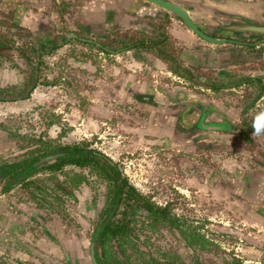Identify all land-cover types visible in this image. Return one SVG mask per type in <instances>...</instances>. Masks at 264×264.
Returning <instances> with one entry per match:
<instances>
[{"label":"rangeland","instance_id":"374dc122","mask_svg":"<svg viewBox=\"0 0 264 264\" xmlns=\"http://www.w3.org/2000/svg\"><path fill=\"white\" fill-rule=\"evenodd\" d=\"M2 19L1 39L9 48L0 56V87L14 85L23 92L31 84H34V88L26 98H18L20 94H16V98L0 100V152L5 153L15 145L23 144L18 138L22 134L46 135L61 143L86 141L90 147L115 161L140 194L153 204L165 206L180 229L203 237L206 242L192 244L193 254L179 252L182 263L264 264V232L259 230L260 221L254 216L248 202L252 186L245 187V195L241 191L236 192L235 185L226 187L216 183L213 186L212 182H207L213 186L209 194H206V188L211 187L207 184L198 190L197 181L190 177L195 172L190 167L192 131L179 128L176 123L175 126L167 124L169 118L173 120L171 115L180 109L171 103V93L180 84L187 89L197 85L229 88L227 85H234L244 76H216L209 72V68L188 67L177 50L179 45L167 41L164 44L174 59L175 75L164 74L158 78L144 71L143 78L146 77L145 80L156 91L146 101L136 96L135 102L132 100L134 90L127 86L129 75L125 67H119L123 62L119 60L116 64L114 60L98 56L96 50L99 49L83 42V38L94 42H107L106 39L80 35V43L70 42L45 54L50 44L63 42L64 37H48L47 43L40 45L44 49L38 51L39 46L36 52L34 39H28L25 31L4 28L3 21L6 20ZM123 33L124 37L132 39L138 36L128 31ZM115 36L119 39L122 37L120 33ZM88 61L102 73L95 91L97 99L92 102L90 97L81 99L80 95H86L83 90L88 94L94 90V80L99 75L95 77L93 73L79 74L77 71L78 64ZM149 79L153 81L149 82ZM237 86L229 92L211 95L219 108L228 109L227 117L232 121L228 131L233 136L227 141L233 146L243 142L239 133L244 129V122L236 120L239 103L253 100V90H249L246 99L243 96L240 101ZM221 102L226 103V107ZM158 129L162 136L157 133ZM249 140L246 147L248 152L252 153L255 145L264 148V138ZM204 148L200 147L198 151L208 152ZM207 159L204 155L198 159L203 167H198L199 174L206 171L204 167ZM210 171L213 169L209 168ZM77 174H82L83 178ZM39 175L44 176L43 173ZM52 176L57 181H64V186L72 192L74 200L60 195L61 201L45 197L49 204L46 207L36 206L31 201L18 203L20 207L27 206L26 209H32V213L43 217L49 230L56 236H53L50 246L47 245L51 248L45 257L33 254L24 261H7L9 264H90L89 235L104 202V183L87 174L86 168L71 165L64 166ZM52 184L47 183L57 193ZM11 193L14 199L22 197L16 187ZM38 233L42 235L40 229ZM143 233L148 235L146 249L151 255L157 258L163 255L160 259L171 261L173 254L178 253L179 246L172 242L165 227L149 230L144 226Z\"/></svg>","mask_w":264,"mask_h":264},{"label":"crops","instance_id":"0c3cea01","mask_svg":"<svg viewBox=\"0 0 264 264\" xmlns=\"http://www.w3.org/2000/svg\"><path fill=\"white\" fill-rule=\"evenodd\" d=\"M168 1L183 7L191 17L200 19L207 18L205 16L207 12L202 11L200 6H203L204 9L216 8L219 11L238 13L244 16H252L255 9L258 11L264 9V0ZM0 17L6 20L3 23L4 28L9 27V29L25 31L28 39H34L36 48L44 44L48 37L55 35L64 37L63 44L58 47L62 48L69 45L70 42L81 41L79 40L80 35L103 40L107 36H113L124 31L158 36V32L162 30L163 34L167 36V41L177 43L182 49V61L186 66H194L195 61L192 59L199 60L198 63L201 66L203 64L205 68L208 63V56L206 57L204 51L206 49L205 43L192 35L169 12L143 0H0ZM164 18H167L166 23ZM159 26L162 29H158ZM13 37L16 39L15 35ZM197 46L201 50L198 57ZM176 47L175 45L174 48ZM136 49H128L119 53H105L96 50L98 56L114 60L116 64L119 60L123 62L120 63L119 67H125V71L129 75L127 86L133 88L132 100L135 102L136 96L146 101L150 99L153 91H156L155 87H152L153 85L151 86L145 80L146 77L143 78L144 71L149 73V76H158V78L164 74L172 75L175 73L167 68L166 63L159 57L154 46L149 49ZM146 58H149V61H146ZM244 61L245 68L248 66L246 64L247 59L245 58ZM90 63L88 61L82 65L78 64L77 71L79 74L93 73L95 77H97L96 74L99 75V78L94 80L95 83L92 87L94 90L89 94L83 90L86 95H80L81 99L84 96V98L90 97V102H92L97 99L95 91L98 81H101L102 73L95 64L91 65ZM253 66L255 65L253 64ZM222 70L225 72V69ZM256 72L252 73L244 69L241 71L242 75L239 73V76H244L241 77L243 79H251ZM259 72L260 83H257L255 79L252 82L246 80L241 86H237L240 101L243 96L246 99L249 93L245 92L243 95V92H249V90H253L252 97L254 99L248 103H239L240 109L236 120L241 122V119L244 118L242 119L244 129L239 133L243 140L242 143L235 144V146L228 143L227 140L233 136V133L228 131L230 122H232L227 117L228 109L219 108L211 98V95L216 92H229L234 90V87L216 89L210 86L197 85V87L192 86L193 89H187L180 84L178 89H174L171 93L173 99L171 103L178 105L180 109L177 113H173V116L171 115L174 121L169 118L170 122L167 124L175 126L176 123L179 128L192 131L189 149L190 167L194 168L195 172L190 177L197 181L195 184L200 187L198 190L202 189L207 182H212L213 186L216 183L226 187L235 185L237 186L236 192L241 191L245 195V187L252 186V195L248 200L249 206L254 216L260 221L259 230L264 232V148H261L262 145L260 147L255 145L252 153L246 149L247 143H250L249 138L254 139V141L258 138H264V136L253 137L250 127L255 114L264 111V73ZM148 81L152 82L153 80L149 79ZM156 81L158 80L156 79ZM79 94L81 93L79 92ZM159 100L163 102L161 98ZM221 103L223 107H226V103ZM160 131L158 129L157 133L159 134ZM159 135L162 136L161 133ZM200 147H205L204 149L208 152L198 151ZM178 153L179 151L176 154ZM202 154L208 159L204 167L206 171L199 174L198 167H202L200 165L202 163L198 159L202 158ZM209 168H212L213 171L209 172ZM212 184H207L211 188H206L209 191H206V194L212 191ZM196 191L192 192L195 193ZM11 192L12 190L6 194H0V255L6 261L16 262L24 261L33 254L45 257L47 250L51 248H48L47 245L50 246L49 243L53 240V236L54 238L56 236L49 230L43 217L37 215L36 212L32 213V209L20 207ZM245 198L246 196L244 200ZM39 229L41 236L38 233ZM64 258L67 261V256Z\"/></svg>","mask_w":264,"mask_h":264},{"label":"trees","instance_id":"16d2710c","mask_svg":"<svg viewBox=\"0 0 264 264\" xmlns=\"http://www.w3.org/2000/svg\"><path fill=\"white\" fill-rule=\"evenodd\" d=\"M158 29L162 27L159 26ZM124 34L120 33V39L115 35L107 36V42H83L105 53H119L136 48L149 49L154 46L167 68L172 72L176 71L174 59L164 44L167 36L162 30L158 32V36L140 33L135 39L124 37ZM2 35L0 32V52L9 48L2 42ZM62 43L50 44L44 53H49ZM42 49L44 46H40L38 51ZM33 87L34 84H31L23 92L14 85L2 86L0 100L16 98V94H20L18 98H26ZM18 138L23 144H17L5 153L0 152V194H6L16 187L22 195L16 199L18 203L31 201L39 207L49 206L45 197L61 201L60 195H66L74 200L72 192L64 186V181H57L52 176V173L62 170L66 165L86 168L87 174L104 183V203L89 235V245L92 246L97 264H184L180 261L179 252L193 254V243L206 242L198 233H185V230L180 229L165 206L153 204L140 194L128 182L115 161L90 147L86 141L61 143L46 135L22 134ZM47 156L53 157L45 159ZM40 173L44 176H40ZM77 176L83 178L82 174ZM48 181L53 183L57 193L47 185ZM144 226L149 230H158L160 227L167 229L172 242L179 246L178 253L173 254L171 261L160 259L163 255L157 258L146 249L148 235L143 233ZM0 264L9 263L0 255ZM191 264L202 262L192 261Z\"/></svg>","mask_w":264,"mask_h":264},{"label":"flooded vegetation","instance_id":"af4514ba","mask_svg":"<svg viewBox=\"0 0 264 264\" xmlns=\"http://www.w3.org/2000/svg\"><path fill=\"white\" fill-rule=\"evenodd\" d=\"M264 3V2H263ZM175 4V3H174ZM177 5V4H176ZM180 6V5H178ZM181 7V6H180ZM183 8V7H181ZM201 10L205 13V16L207 18H194L191 17L188 12L191 21L196 25V27L202 31L204 34L216 38V39H222V42H208L196 35L195 33L191 32L178 17H175L172 13H170L173 17L178 19L180 23L185 27L187 30H189L192 35H194L199 41L202 43H205L206 49H204L206 53V57L208 58V63L206 68H209V72L215 74L216 76H223L225 74V77H231L234 74L241 75V71L244 69L247 71H251L252 73L254 71H257L256 74H254V77L251 79H243L241 78L240 81H237L234 83V85H227L228 87H234L235 85L241 86L243 83L246 82V80H249V82H252V80L255 79L257 83H260V72L262 71L264 73V33H252V32H243L234 30L231 28L233 25H240V24H254V25H260L264 26V9H261L258 11V9L253 10L252 16H244L238 13H229L225 11H219L216 8H207L204 9L203 6H200ZM198 9V7H197ZM199 10V9H198ZM1 18V17H0ZM165 19V23L167 21V18ZM3 20V19H2ZM4 23V21H3ZM78 38V37H76ZM81 39V38H79ZM167 39V38H166ZM84 41H91L87 39H83ZM47 43V41H45ZM59 47V46H58ZM57 47V48H58ZM177 49V47H176ZM37 52V48L35 49ZM179 54L181 56V48H178ZM196 53L198 57V53H200L201 50H199V47H196ZM4 51L0 52V56H2ZM215 55H212V54ZM46 54V53H45ZM36 60H38V54L35 55ZM212 57V58H210ZM247 59V63L249 68L245 66L244 68V60ZM195 62L194 68H204L203 64L201 66L199 60L192 59ZM225 65H222L224 64ZM253 64L255 66H253ZM230 65V66H229ZM229 66V67H228ZM225 69L221 71V69ZM259 72V73H258ZM256 75V76H255ZM258 76V77H257ZM219 88V87H215ZM247 91L243 92L244 93ZM258 95V94H257ZM242 96V93H241ZM256 98V96H255ZM254 101V99L252 100ZM244 119V118H242ZM241 119V122L243 120ZM104 203V202H103Z\"/></svg>","mask_w":264,"mask_h":264},{"label":"water","instance_id":"95a60500","mask_svg":"<svg viewBox=\"0 0 264 264\" xmlns=\"http://www.w3.org/2000/svg\"><path fill=\"white\" fill-rule=\"evenodd\" d=\"M148 3L154 4L159 7L161 10L172 13L175 17H178L181 22L193 33L204 39L205 41L214 43V42H222V39H216L204 34L200 31L196 25L191 21L187 12L181 8L180 6L168 1V0H143ZM232 29L243 31V32H252V33H264V26L254 25V24H240V25H233L231 26ZM73 36V35H72ZM68 37V36H66ZM53 156H47L45 159H50ZM89 262L90 264H97L94 256H93V249L91 244L89 245Z\"/></svg>","mask_w":264,"mask_h":264},{"label":"clouds","instance_id":"9594fccd","mask_svg":"<svg viewBox=\"0 0 264 264\" xmlns=\"http://www.w3.org/2000/svg\"><path fill=\"white\" fill-rule=\"evenodd\" d=\"M252 136H264V111L257 112L251 122Z\"/></svg>","mask_w":264,"mask_h":264}]
</instances>
